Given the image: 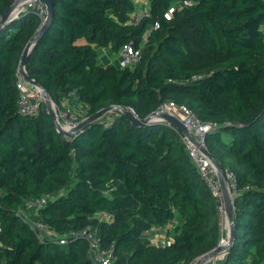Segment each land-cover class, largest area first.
Instances as JSON below:
<instances>
[{"label": "trees", "instance_id": "trees-1", "mask_svg": "<svg viewBox=\"0 0 264 264\" xmlns=\"http://www.w3.org/2000/svg\"><path fill=\"white\" fill-rule=\"evenodd\" d=\"M17 1L0 0V22ZM136 1L52 0L53 22L26 72L59 107L76 94L88 107L83 119L116 106L145 120L174 102L212 123L207 150L224 173L237 175L240 190L235 239L221 264H264V0H188L169 18L183 0H146L149 15L134 25ZM41 28L28 11L0 30L5 264H93L87 241L70 236L88 228L105 248L115 247L117 264H196L217 249V199L176 127L159 118L135 126L111 112L110 121L103 116L69 138L45 103L37 116L19 112L18 73ZM127 44L143 46L134 68L100 64L96 47L118 53ZM47 195L41 218L69 239L66 245L41 241L23 216L29 200ZM153 228L174 240L149 243Z\"/></svg>", "mask_w": 264, "mask_h": 264}, {"label": "built area", "instance_id": "built-area-1", "mask_svg": "<svg viewBox=\"0 0 264 264\" xmlns=\"http://www.w3.org/2000/svg\"><path fill=\"white\" fill-rule=\"evenodd\" d=\"M188 5H191L188 0L177 2L173 8L169 10V13L166 14V17L169 18L175 8ZM28 11L37 13L42 21V26L47 22L49 10L47 4L43 0H21L18 8L14 11L12 16ZM148 15V8H140L131 15L130 23L138 25ZM158 27L159 23L156 22L153 25V28L157 29ZM142 54V45L140 47H135L132 44H127L118 52L119 64L122 68H134L138 63H140ZM17 88L20 92L19 112L24 116H37L40 112L41 104L45 102L43 91L27 83L21 74V70L18 73ZM161 109L180 119L190 133V136L184 138V142L190 157L210 187L214 197L217 199L218 216L220 218V225L223 231L220 246H226L228 244L229 236L225 233L227 227L226 222L228 220L225 198L228 196L234 205L235 198L240 195V190L238 187L237 175L232 171H226L224 173V181L222 182L219 176L218 168L212 163L205 153V151H208L206 141L207 134L209 131L214 129V125L212 123L203 122L193 110L186 106L177 105L174 102L167 103ZM52 110L56 118V125L66 131L76 129L85 120L81 117L79 111L70 105L59 107L53 103ZM130 111L136 118H138L133 110L130 109ZM111 118L112 117L106 120L110 121ZM52 196L53 195H47L41 198L29 200L25 205L23 216L25 221L35 231L37 237L41 241L53 240L61 245H66L69 239L66 236H59L56 234L54 229L47 225L41 218L40 212L48 205ZM101 218L103 219L104 217L101 216ZM164 232L165 230L160 228H153L148 232L145 239L151 244L166 245L170 241L163 234ZM1 234L2 225L0 222V236ZM70 236L71 239L83 238L87 241L89 257L93 264H117L115 247L111 246L105 248L96 231L88 228L83 231L71 232ZM3 247L4 244L0 238V264H5V259L1 256V249H3Z\"/></svg>", "mask_w": 264, "mask_h": 264}, {"label": "water", "instance_id": "water-1", "mask_svg": "<svg viewBox=\"0 0 264 264\" xmlns=\"http://www.w3.org/2000/svg\"><path fill=\"white\" fill-rule=\"evenodd\" d=\"M47 6H48V10H49V14H48V18H47V22L42 26L40 33L38 34V36L35 38V40L33 42H31L25 49L24 54H23V60L21 62V74L24 77V80L31 84L34 87L39 88L41 91H43L44 93V99H45V104L47 105V109L49 114L53 117L55 125H56V118L55 115L53 113L52 110V104L54 103L51 99L49 94L47 93V91L42 88L38 83H36L35 81H33L27 74L26 72V65H27V61H28V57L29 54L32 50V48L35 46V44L37 43L38 39L42 36V34L49 29L51 23L53 22L54 19V6L52 3V0H43ZM21 2V0H18L13 6L12 8L9 10V12L3 17V19L0 22V30L2 28V26L5 25L6 21L13 15L14 11L18 8L19 3ZM118 113L120 115H123L125 117H127L128 119H130L132 121V124L135 126H145V125H150L155 118H159L162 121L168 123L171 126L176 127L178 130L181 131V133L183 135H185L186 137L190 136V133L187 129V127L185 126V124L178 119L177 117H175L174 115H171L169 113H166L163 109H160L158 112H156L155 114L151 115L150 117H148L145 120H141L139 118H136L134 116V114L130 111V109L124 108V107H116V106H111L108 107L106 109H103L101 111H99L98 113L94 114L93 116L85 119L76 129L72 130V131H66L65 129L60 128V126H57V129L59 132H61L62 134L66 135L69 138H73L81 129H83L84 127H86L90 122L99 119L109 113ZM206 155L209 157V159L212 161V163L218 168L219 170V176L221 181H224L225 175L224 172L222 171L221 167L218 165V163L214 160V158L211 156V154L208 151H205ZM225 203H226V208H227V216H228V220H229V225H230V233H229V240H228V244L226 246H218L217 249H215L213 252L209 253L208 255H206L205 257H203L202 259H200L196 264H207L217 253L220 252H226L229 248V246L231 245V243L234 241L235 239V209H234V205L232 203V201L228 198V196H226L225 198Z\"/></svg>", "mask_w": 264, "mask_h": 264}, {"label": "crops", "instance_id": "crops-1", "mask_svg": "<svg viewBox=\"0 0 264 264\" xmlns=\"http://www.w3.org/2000/svg\"><path fill=\"white\" fill-rule=\"evenodd\" d=\"M136 3L140 4V8H148L149 9V3L146 0H137ZM96 50L99 54V60L100 64L103 66L109 65V64H118V53H116L111 47L108 48H101V47H96ZM62 105H70L72 107H75L80 115L83 118H85V114L88 112V107L84 104H82L76 94H70L69 96L65 97L62 101ZM228 217V216H227ZM175 223H180L178 222ZM226 231L225 233L227 236H229L230 233V225H229V220L226 222ZM170 233V232H169ZM167 234V231L164 232V235L169 239V241L174 240V235L173 234ZM226 257V252H220L217 253L207 264H221Z\"/></svg>", "mask_w": 264, "mask_h": 264}, {"label": "rangeland", "instance_id": "rangeland-1", "mask_svg": "<svg viewBox=\"0 0 264 264\" xmlns=\"http://www.w3.org/2000/svg\"><path fill=\"white\" fill-rule=\"evenodd\" d=\"M137 5V9H140V4L139 3H137L136 4ZM80 44H84V43H86V41L84 40V39H82V40H80V42H79ZM81 115H83V114H81ZM111 116V114H107L106 116H104L105 118H109ZM173 234V233H172ZM172 242V240L169 242V243H171Z\"/></svg>", "mask_w": 264, "mask_h": 264}]
</instances>
